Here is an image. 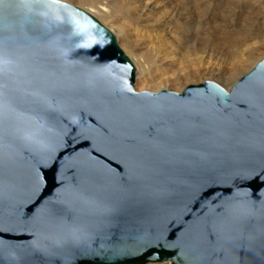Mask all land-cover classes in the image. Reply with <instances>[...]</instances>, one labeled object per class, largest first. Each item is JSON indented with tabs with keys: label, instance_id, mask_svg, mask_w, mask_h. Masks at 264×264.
<instances>
[{
	"label": "water",
	"instance_id": "1",
	"mask_svg": "<svg viewBox=\"0 0 264 264\" xmlns=\"http://www.w3.org/2000/svg\"><path fill=\"white\" fill-rule=\"evenodd\" d=\"M124 64L87 10L0 0V264H264V58L180 92Z\"/></svg>",
	"mask_w": 264,
	"mask_h": 264
},
{
	"label": "bare ground",
	"instance_id": "2",
	"mask_svg": "<svg viewBox=\"0 0 264 264\" xmlns=\"http://www.w3.org/2000/svg\"><path fill=\"white\" fill-rule=\"evenodd\" d=\"M119 1H122V3L124 2L123 0ZM119 1L79 0L80 4H83L96 12L95 14L98 16V19L100 18L99 20L102 21L103 24H105L115 34L120 46L133 61V64L136 68L134 88L137 91H159L162 89H169L168 86L179 83L186 79L188 80L190 77L196 74L200 75L201 73L217 76L218 78L219 76H226V78H229L230 81H233L236 79V75L244 70V65H255V62L258 60L257 55L259 53V49H257V47L248 45L246 41L257 39L258 41H255V43H258L259 40H264V29L262 28L264 23L263 19L262 21L254 20L248 22V27L243 32L245 34L243 40H238L231 45L230 41L227 38L219 39V37L213 36L211 34L205 35L206 33L201 32L203 34L200 35L199 40L196 41V43L192 47H188L185 51V57L180 53H178L180 55L177 56L179 43L176 42L174 44L177 48L168 47L162 49L159 47H154L153 45L154 48L153 50H151L153 52L151 60H148V57V59H145L143 53L141 54L140 52H138L137 48L141 44L139 45L138 43L140 42L137 41L145 38L147 40H156L157 42H161L163 41L162 38L164 37V35H160L159 31L156 30L157 28L150 29L149 25L146 26L145 24H142L140 21V17L144 15L146 8L147 10L152 12L157 8L158 4L163 3H155V1L153 0H128V2L123 5L120 4ZM179 2L180 3L178 5H181V8H183L187 12L184 14V22H181L184 27L190 29L192 27L190 21H194V24H196V29H202L207 27V24L212 20V18L208 16L207 13H204L198 19L193 18L191 16V13L188 12L190 8L184 7L187 3L190 2V0H179ZM235 2L239 3L240 1L235 0ZM153 3L155 4L153 5ZM194 4H196V2ZM135 8H139V11L141 12V14L137 15L136 17L133 14ZM153 22V24H156L157 20L154 21L153 19ZM185 32L188 31H182L179 37H183L182 35L186 36ZM262 48H264V42L262 43ZM211 49H213L217 53L214 54V51H211ZM228 53L231 55L230 58H233L230 68L232 73L230 74H226L228 73V70H222V65L224 63L222 59L229 58ZM188 57H190V59L185 60V58L188 59ZM164 262L171 264L169 261L147 264H164Z\"/></svg>",
	"mask_w": 264,
	"mask_h": 264
},
{
	"label": "rangeland",
	"instance_id": "3",
	"mask_svg": "<svg viewBox=\"0 0 264 264\" xmlns=\"http://www.w3.org/2000/svg\"><path fill=\"white\" fill-rule=\"evenodd\" d=\"M63 1L74 4L84 10H87L88 12L90 11V13L91 14L93 13V15L98 19V16L95 14L96 12H94V10H91V8L87 6L80 4L79 0H63ZM123 1H124L123 3L122 1H119V3L124 5L125 3L128 2V0H123ZM153 1H155V3L157 2V3H163V4H158L157 8L152 12H150L146 8L144 15L146 16L148 15V16L147 17L144 15L141 16L140 21L142 24H145L146 26L149 25L150 29L157 28L156 30L159 31L160 35H164V37L162 38L163 41L161 42H157L156 40L151 41L145 38L137 41V42H140L138 43L139 45L141 44L137 48L138 52H140L141 54L143 53V56L145 57V59L149 58L148 60H151V56L153 54L151 50H153L154 47H157V48L159 47L162 49L168 48V47L177 48L176 45L174 44L176 42L179 43L177 54L180 53L181 55L185 57V51L187 50V48L192 47L196 43V41L199 40L200 35H202L203 33H206L205 35L211 34L213 36L219 37V39L227 38L230 41V45H231L234 42H237L238 40H243V37L245 36L243 32L244 30L247 29L248 22H251L254 20H258V21L259 20L262 21V19L264 20V0H238L240 1L239 3L238 2L236 3L235 0H190V2L187 3L184 7L190 8L188 12L191 13V16L193 18L198 19L204 13H207L208 16L212 18V20L207 24V27L202 28V29H196L195 27L196 24H194V21H190V24L192 27L189 29V28L184 27V25L181 24V22H184V19H183L185 17L184 14L187 12L183 8H181V5H178L180 3L179 0H169V1L153 0ZM195 2L197 5L194 4ZM155 3H153V5ZM133 14L135 15V17L141 14V12L139 11V8L138 9L135 8L133 11ZM153 19L154 21L157 20L156 24H153L154 23ZM100 22L103 24L102 21ZM262 28L264 29V23H263ZM182 31L183 32L188 31V32H185L186 36L182 35L183 37L180 38L179 36L181 35ZM255 41H258V40L257 39L247 40L246 43L250 46H254V47H257V49H259V53L257 55L258 60L255 62L256 64L258 61L264 58V48H262V43L264 42V40H259L260 43L259 42L255 43ZM158 45H160L161 47ZM216 45H221V44H216ZM212 50L213 49H211V51ZM213 53L216 54L217 52L214 51ZM229 53H228L229 58L222 59L224 61L222 65L223 66L222 70L223 71L228 70V73L226 74L232 73L230 68H231V63L233 61V58H230L231 55ZM180 54H178L177 56H179ZM189 59L190 57H188V59L185 58V60H189ZM253 66L254 64L244 65L243 66L244 70L238 73L236 75V79L233 81L235 82L241 75L249 71ZM190 78L188 80L186 79L179 83L170 85L171 87L168 86L169 87L168 90L180 92L188 84H196V83L203 82L205 80L215 81L226 89H229L230 86L234 83L232 80L230 81L229 78H226V76L224 77L219 76L218 78L217 76H212L210 74H205V73L204 74L201 73L200 75L196 74ZM165 263L167 262H164V264ZM159 264H163V263H159Z\"/></svg>",
	"mask_w": 264,
	"mask_h": 264
},
{
	"label": "snow or ice",
	"instance_id": "4",
	"mask_svg": "<svg viewBox=\"0 0 264 264\" xmlns=\"http://www.w3.org/2000/svg\"><path fill=\"white\" fill-rule=\"evenodd\" d=\"M21 2H22V3H27L28 0H21ZM51 2H52V3H58L59 0H51ZM113 63H115V62L113 61ZM122 67L125 68V69H128L130 72H133V73H134V71H135V69H134V67H133L132 64H124ZM85 143L87 144V143H89V142H88V141H85ZM117 167H119V165H117ZM121 170H122V169H121Z\"/></svg>",
	"mask_w": 264,
	"mask_h": 264
}]
</instances>
